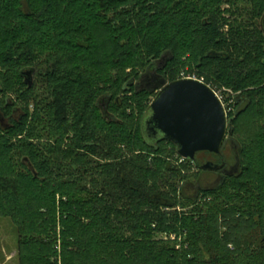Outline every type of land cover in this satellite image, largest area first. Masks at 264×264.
<instances>
[{
  "label": "trees",
  "instance_id": "1",
  "mask_svg": "<svg viewBox=\"0 0 264 264\" xmlns=\"http://www.w3.org/2000/svg\"><path fill=\"white\" fill-rule=\"evenodd\" d=\"M183 73L237 94L220 155L144 132ZM0 95L20 264H264V0H0Z\"/></svg>",
  "mask_w": 264,
  "mask_h": 264
},
{
  "label": "water",
  "instance_id": "2",
  "mask_svg": "<svg viewBox=\"0 0 264 264\" xmlns=\"http://www.w3.org/2000/svg\"><path fill=\"white\" fill-rule=\"evenodd\" d=\"M34 73H24L29 87L34 83ZM6 121L0 115L3 128L8 127ZM232 122L209 85L196 79H178L160 89L143 120V128L147 138L173 143L181 158L194 162L201 152L221 154ZM220 167L206 162L202 170L217 171Z\"/></svg>",
  "mask_w": 264,
  "mask_h": 264
},
{
  "label": "rangeland",
  "instance_id": "3",
  "mask_svg": "<svg viewBox=\"0 0 264 264\" xmlns=\"http://www.w3.org/2000/svg\"><path fill=\"white\" fill-rule=\"evenodd\" d=\"M238 5H241L242 7L248 6L247 2H241V1L238 2ZM228 8H229L228 5L224 6V9H228ZM226 17L228 18L229 15H226ZM244 17H245V19L247 18L246 15ZM226 30H228V29H226ZM34 81H35V77L33 78V82ZM214 89L217 90V92H219V94L222 96L223 100L225 101V104L227 106H229V108H231L232 111H234V109L236 108L235 102H236V95L237 94L229 88H224V87L220 88L216 85L214 86ZM1 98L3 99L2 95H0V100H1ZM153 100H154V98H153ZM171 161L174 164H177V165L180 164V160H178L176 157L171 159ZM197 175H198V172L195 170L193 172V176H192L193 180L196 179ZM187 177H189V176H184V180H186ZM200 177L204 180V183L206 185H209L215 179L216 176H210V177L200 176ZM184 180H183V182H185ZM183 182L180 181V185H182ZM178 183H179V180H178ZM164 212H167V210L165 209ZM224 232H225V230H224ZM170 234H176L177 235L176 232H168V233L162 232V233L156 234L155 237L162 239V238H166ZM184 235H185V233H181L182 238L185 237ZM0 249H1V253H0L1 264H20V260H19V232H18V229L15 226V224L12 222V220L9 218H6V217H0Z\"/></svg>",
  "mask_w": 264,
  "mask_h": 264
},
{
  "label": "built area",
  "instance_id": "4",
  "mask_svg": "<svg viewBox=\"0 0 264 264\" xmlns=\"http://www.w3.org/2000/svg\"><path fill=\"white\" fill-rule=\"evenodd\" d=\"M181 79H196V80H199V81L204 82L202 79H199V78L196 77L195 75H193V74H186V73H183V74L181 75ZM204 83H205V82H204ZM214 91H215V90H214ZM215 92H216V94L219 96V98L222 100V102H223V104H224V106H225V108H226V112H227V114L229 115V113L232 112V109L229 108V106L225 105V102H224L222 96L219 94V92H217V91H215ZM164 239H165V240H171V241H179V238H177V235H176V234H170V235H168V236H167L166 238H164Z\"/></svg>",
  "mask_w": 264,
  "mask_h": 264
},
{
  "label": "flooded vegetation",
  "instance_id": "5",
  "mask_svg": "<svg viewBox=\"0 0 264 264\" xmlns=\"http://www.w3.org/2000/svg\"><path fill=\"white\" fill-rule=\"evenodd\" d=\"M6 123H7V121H6ZM205 154H207V155H205ZM212 154V153H209V152H201V153H198V157H200V158H202V156H205V158H207V156L209 157V158H211V156L210 155ZM214 155H216V154H214ZM208 162H210V161H208ZM218 171V170H217ZM220 171V170H219Z\"/></svg>",
  "mask_w": 264,
  "mask_h": 264
}]
</instances>
